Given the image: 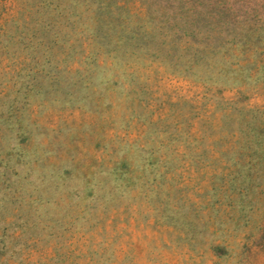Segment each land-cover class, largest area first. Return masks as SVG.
<instances>
[{
    "label": "rangeland",
    "instance_id": "374dc122",
    "mask_svg": "<svg viewBox=\"0 0 264 264\" xmlns=\"http://www.w3.org/2000/svg\"><path fill=\"white\" fill-rule=\"evenodd\" d=\"M0 264H264V0H0Z\"/></svg>",
    "mask_w": 264,
    "mask_h": 264
}]
</instances>
